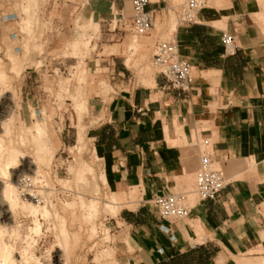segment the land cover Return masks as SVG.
<instances>
[{
  "label": "crops",
  "instance_id": "obj_1",
  "mask_svg": "<svg viewBox=\"0 0 264 264\" xmlns=\"http://www.w3.org/2000/svg\"><path fill=\"white\" fill-rule=\"evenodd\" d=\"M103 1L132 16L129 0ZM208 2L197 24L170 29L180 55L193 63L189 92L169 91L159 73L141 82L119 70L94 129L118 209L123 191L133 190V203L140 195L135 209L120 213L134 264L264 261V0ZM177 3L150 0L147 10L156 20ZM224 32L236 36L233 56L223 55ZM149 44L134 39L130 46ZM201 139L210 141L214 165L227 180L215 200L193 192ZM172 192H189L193 208L183 221L163 220L150 205L155 195Z\"/></svg>",
  "mask_w": 264,
  "mask_h": 264
},
{
  "label": "rangeland",
  "instance_id": "obj_2",
  "mask_svg": "<svg viewBox=\"0 0 264 264\" xmlns=\"http://www.w3.org/2000/svg\"><path fill=\"white\" fill-rule=\"evenodd\" d=\"M117 9L103 0H0V125L7 124V133L0 129V156L20 154L16 168L5 170V158L0 163V191L7 181L15 186L20 170L34 178L39 172L32 189L40 211L32 212L18 191L8 219L0 198V243L11 248L10 264H134L120 213L135 209L140 195L133 203V190L123 191L116 216L105 209L115 199L93 134L119 70L141 82L158 75L156 47L174 39L170 29L179 23L171 10L149 34L137 36ZM134 39L150 44L131 47ZM46 140L49 151L38 152Z\"/></svg>",
  "mask_w": 264,
  "mask_h": 264
},
{
  "label": "built area",
  "instance_id": "obj_3",
  "mask_svg": "<svg viewBox=\"0 0 264 264\" xmlns=\"http://www.w3.org/2000/svg\"><path fill=\"white\" fill-rule=\"evenodd\" d=\"M132 7L131 30L137 36L147 35L154 27V12L147 10L150 0H129ZM206 0H181L178 8V23L193 25L199 22L200 13L206 8ZM224 56L237 53L236 36L224 32L221 38ZM153 62L160 69L159 74L165 81L169 91L188 93L193 81V63L180 55L176 39L158 43L153 55ZM204 149L201 150L200 169L197 172L194 193L200 200H215L227 185V180L221 169L215 167L211 152V143L203 140ZM158 216L166 221H183L192 211L193 205L189 192H172L155 195L151 201Z\"/></svg>",
  "mask_w": 264,
  "mask_h": 264
},
{
  "label": "bare ground",
  "instance_id": "obj_4",
  "mask_svg": "<svg viewBox=\"0 0 264 264\" xmlns=\"http://www.w3.org/2000/svg\"><path fill=\"white\" fill-rule=\"evenodd\" d=\"M181 0L178 1L175 9L178 8V5L180 4ZM84 25V24H83ZM173 25V24H172ZM95 27V26H94ZM154 28V27H153ZM85 38V36H84ZM135 38V36H134ZM79 39V38H78ZM81 40V39H80ZM135 42V41H134ZM79 42H77L78 44ZM73 47H76V42L73 44ZM83 103V102H82ZM1 106V105H0ZM82 106V105H80ZM2 107V106H1ZM0 129L2 131H4V133H7V124L5 121H2L1 125H0ZM36 129L37 132L40 135L44 134V128H42L41 126H39L38 124L36 125ZM3 133V132H2ZM42 140V139H41ZM39 141V140H37ZM40 142V141H39ZM2 141L0 140V153H2V149H3V145H2ZM38 145V144H37ZM50 148V144L47 142V140L45 142H41L39 143V149L38 152H47L49 151ZM46 154V153H45ZM6 156H4V153L0 156V163L2 162V160H5V170L11 169V168H16L17 166H19V158H20V154H18L17 150H9L5 153ZM38 156V155H37ZM40 157V156H39ZM30 163V162H29ZM27 164V163H26ZM87 165V164H86ZM10 166V167H9ZM26 166V165H25ZM88 166V165H87ZM90 166V165H89ZM9 167V168H8ZM24 169V168H23ZM88 170L91 172H93V169L90 167L88 168ZM26 170H20L15 176V180H14V185H12V183H10L9 181L5 182L4 185H2L1 191H0V198H2V201L6 202L5 206L6 208H2L1 212L3 213V217H8L11 218L13 216V203H12V199L15 197L16 192L18 193V191H20V194L23 195V198L25 199V201H27L29 204V209L32 212H38L40 211V207H39V203H40V199H39V193H35V191L32 189V187H34L35 185V181L39 179V172L36 171L35 174V178L34 177H28L25 174ZM28 171H31L30 168H28ZM9 173V172H8ZM28 173V172H27ZM7 179V178H6ZM29 180V183L27 186H24L22 188L23 182ZM105 181V180H104ZM45 194V193H44ZM46 198V196H45ZM35 204H37V206H35ZM93 206V205H92ZM47 207V206H46ZM92 208V207H91ZM46 209V208H45ZM44 209V210H45ZM108 212L111 213L112 216H116V210L118 209L117 203L115 200H113L112 202H110L109 205L106 206L105 208ZM44 212V211H43ZM0 230H1V226H0ZM63 234L66 235V230L62 229ZM62 233V232H61ZM68 238V236H67ZM66 241V240H65ZM62 249V248H61ZM66 250V249H65ZM13 251V250H12ZM68 252V251H67ZM13 253H11V248L9 246H7L4 243H0V264H10L12 261L11 256ZM66 254V253H65ZM66 256V255H65ZM65 264V263H64ZM67 264V263H66ZM256 264H264V261H258L256 262Z\"/></svg>",
  "mask_w": 264,
  "mask_h": 264
}]
</instances>
